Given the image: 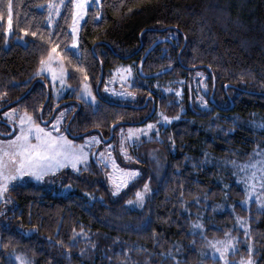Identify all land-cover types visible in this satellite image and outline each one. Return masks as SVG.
<instances>
[{"label": "trees", "instance_id": "1", "mask_svg": "<svg viewBox=\"0 0 264 264\" xmlns=\"http://www.w3.org/2000/svg\"><path fill=\"white\" fill-rule=\"evenodd\" d=\"M54 1L0 0V108L21 98L6 108L15 106L40 123L48 96L43 118L47 109L51 115L63 101L72 102L75 105L64 126L76 109L72 122L77 132L98 129L107 137L114 123L139 120L142 112L102 99L96 105L88 103L78 95L82 84L89 81L96 92L103 67L101 92L119 63L135 62L138 71L145 52L157 40L167 39L143 63V73L154 76L144 78L138 71L147 84H137L132 90L138 103L153 93L158 110L173 117L181 106L173 93H162L154 83L184 80L185 111L161 133V140L145 142L160 146L166 162L163 177L152 179L153 191L143 209L126 205L139 184L113 199L106 185L92 183L89 187L100 198L90 202L81 192L57 195L32 182L14 183L9 189L12 204L0 215V264H17L9 256L14 249L28 253L33 264H222L218 258H203L200 251L208 239L236 232L235 213L248 219L246 241L255 247L256 264H264V208L255 202L244 207L240 201L245 193L233 180L228 193L234 211L208 209L204 235L192 232L201 210L197 199L206 196L217 202L226 193L217 169L202 162L205 150L218 157L247 160L257 146H264V128L250 123L253 116L264 117V0H100L88 10L78 53L69 48L74 3L64 0L60 15L51 22L49 6ZM9 15L13 27L8 37ZM141 45L131 58L120 57ZM53 47L74 87L73 93L60 100L53 96L49 81L38 74ZM197 72L204 74L207 109L197 102ZM214 84L216 105L210 99ZM225 105V109L220 107ZM87 171L66 172L64 184L83 181L81 175ZM28 227L36 231L25 236L21 229ZM82 232L92 234L91 241L81 239ZM238 234L243 237L244 232ZM243 242L235 258L249 257ZM176 245L181 250L178 258L169 254Z\"/></svg>", "mask_w": 264, "mask_h": 264}, {"label": "rangeland", "instance_id": "2", "mask_svg": "<svg viewBox=\"0 0 264 264\" xmlns=\"http://www.w3.org/2000/svg\"><path fill=\"white\" fill-rule=\"evenodd\" d=\"M93 4L99 5L100 0H89L87 14L89 8L93 6ZM61 5V0H55L54 3L50 5L55 6L49 7L51 22L57 17V15H55L57 9L60 13ZM87 14L82 20H79L75 24L73 22L72 24V28L75 27L76 33H72L73 41L69 48L77 53L79 52V45L78 47L72 46L77 39L79 41L80 31L83 23L87 19ZM6 33L9 37L12 33V29L9 31L7 27ZM170 35L174 36L175 33ZM18 41L26 43L24 39H19ZM53 56L57 58L50 59ZM49 66L51 71L47 70ZM38 74L44 76L49 81L52 94L56 100H60L73 93L74 87L70 85L67 80L68 71L58 51H56V53L51 52L49 57L43 61ZM201 75H203V77H201ZM145 83L147 84L138 74L135 62H121L112 69L104 87L101 89V95L102 98L106 100L127 105H136L140 101L138 95L133 92L132 88L137 84ZM154 84L158 89L162 90V93L174 94L176 103L181 106V112L176 116L169 117L165 112L159 110L154 121H148L142 124L120 125L114 130L113 139L111 141H107L110 135L105 137L103 134L96 131L86 134L80 141L73 139L71 134L77 132L75 121L71 122L69 120L67 123L69 132L66 130L67 125L64 126L68 112L74 108L75 104L72 102L68 103L63 101L59 105L54 118H52L48 124H42L41 122L37 123L31 115L20 111V109L15 106L0 111V149H3V151H0V156H4V163L8 165V169L12 171L13 175L17 173L13 170V166L8 161L5 153L12 151V147L7 142L15 140V137L19 135L21 119L25 120V128L29 126L28 120L31 118L34 124L40 125L48 130H52L53 124L59 121V131L67 136L68 140L73 141L77 146L85 143H90L92 145L90 148L85 149L89 153L87 166L82 163L78 168L73 169L68 165L58 170L50 171L39 178L31 174L33 170L26 169L23 176H20L14 181H10L7 191L0 197V215L12 204L9 189L16 182H32L57 195H69L74 192H81L90 202L94 201L97 197L96 192L89 187L92 183L98 182L106 185L113 199L121 197L132 186L139 184L134 195L126 201V205L131 209H143L146 207L150 194L153 191L152 179L159 181L163 177L164 172L162 168L166 162V155L160 146L147 144L145 142L152 139L161 140L162 125L164 123L169 125L173 121L178 120L185 111L183 105V100L185 98L184 80H172L164 83L155 82ZM85 85H88L87 89ZM194 86L197 89L195 92L197 93V102L199 106L203 109L209 108L206 97L203 95L207 92V89L205 87L204 74L201 72L196 73ZM78 95L81 99L93 105H96L100 100V97L94 91L89 81H85L82 84ZM48 111L47 109L45 117L43 118L44 120H49L51 118ZM250 123L255 127H260V125H264V117L258 115L253 116ZM149 124L153 125V128L150 130L148 129ZM129 129L132 130L131 133ZM54 134L56 133L54 132ZM92 138H95V141H93ZM32 142L35 143L36 141L33 139ZM170 148L172 149V147ZM101 153H103V156L100 155ZM261 161H264V146H257L247 160L218 157L211 151L205 150L202 162L217 169L219 173L218 181L226 190V193L223 199L217 202H211L206 196L197 199V203L201 206V210L196 213L197 218L193 222L192 232L204 235V220L208 209H211L212 212H223L225 210L234 211V202L231 200L228 193L233 181L236 182L245 193V198L240 201L244 207L249 208L250 205L255 202L259 209L264 208V164L260 163ZM93 164L96 165V168L92 167ZM253 165H255V167H253ZM16 168H18V165ZM81 169L88 170L85 174L81 175L83 181L75 179L74 182L64 184V180L66 179L64 174L66 172L71 171L79 175ZM129 172H138L139 175L129 179L127 175ZM5 174H7V172ZM83 183H86V185ZM146 185L147 191H145ZM117 186H121L119 193L115 192ZM141 192L144 193L142 201L137 195ZM97 198H100L99 195ZM129 201L132 203L129 204ZM4 205L6 206L3 207ZM186 210L189 211L187 207ZM235 217L236 223L233 229L235 228L236 232L234 233V230H232V232L227 233L224 238L208 239L206 246L200 251L203 258H218L221 260L222 264H248L249 261H251V264H256L255 258L253 257L255 247L252 243L246 241L249 230L248 219L236 213ZM240 230L244 232L243 237L238 234ZM21 231L25 236H30L36 229L28 227L21 229ZM78 236L86 241H91L92 239V234L89 232H82ZM242 240L244 241L243 245H246L250 255L246 257L244 254H241L242 256L239 258H235V254L241 250ZM90 246L88 247L93 249L95 244L93 243V245L91 244ZM169 254L178 258L181 254L180 246L176 245V248L171 250ZM9 256L12 260L17 262V264H33L31 257L25 251L14 249L10 251ZM232 256H234V258ZM199 264L203 263L200 262Z\"/></svg>", "mask_w": 264, "mask_h": 264}, {"label": "snow or ice", "instance_id": "3", "mask_svg": "<svg viewBox=\"0 0 264 264\" xmlns=\"http://www.w3.org/2000/svg\"><path fill=\"white\" fill-rule=\"evenodd\" d=\"M64 3V0H61V4ZM69 4L75 6V13L73 17L74 24L79 20H82L87 14V7L89 0H68ZM11 5H9V11H11ZM55 7V6H49ZM55 15L59 16V10L57 9ZM51 19V17L49 18ZM99 19V17L97 18ZM7 27L11 31L13 27L12 16L9 15L7 19ZM72 33H76L75 27L71 29ZM33 36L36 33H32ZM79 41L76 40L75 44L72 47H78ZM52 53H56V47L52 48ZM57 57L53 56L50 59H56ZM43 70V69H42ZM48 71H51L50 66L47 67ZM63 74V73H62ZM88 85H85L87 89ZM20 129L19 135L15 137V140H10L7 143L12 147V151L5 153L8 161L12 164L13 170L16 171V175L12 174V171L8 169V165L4 163V156H0V197L8 189V184L10 181L18 179L20 176H23L26 169H31L32 175L42 177L50 171L58 170L65 166L70 165L73 169L78 168L82 163L87 166L89 161V153L85 149L90 148L92 145L90 143H85L81 145H75L73 141L67 139L63 133L59 131V121L56 124H53L52 130L36 125L31 121V118L28 120V127L25 128V120H20ZM261 128H264V125H260ZM153 125L149 124L148 129H152ZM131 129L129 132L131 133ZM54 132L56 134H54ZM33 139L36 141L33 143ZM95 141V138H92ZM3 151V149H0ZM103 156V153L100 154ZM260 163L264 164V161ZM18 165V168L16 166ZM255 167V165H253ZM7 172V174H5ZM129 179H132L139 175L138 172H129ZM120 187L117 186L115 189L116 193L120 192ZM145 191H147V185L145 186ZM139 199L142 201L144 193L137 194ZM132 202L129 201V204ZM251 264V261L248 262Z\"/></svg>", "mask_w": 264, "mask_h": 264}, {"label": "water", "instance_id": "4", "mask_svg": "<svg viewBox=\"0 0 264 264\" xmlns=\"http://www.w3.org/2000/svg\"><path fill=\"white\" fill-rule=\"evenodd\" d=\"M163 30H164V29H163ZM166 40H167V39H160V40H157V41H156V42H155V43H154V44H153V45H152V46H151V47L145 52L144 56L142 57V59H141V61H140L139 66H138V71H139V73H140V75H141L142 77L147 78V77H153V76H154V74H153V75H147V74H144V73H143V70H142V66H143V63H144L146 57L149 55V53H150V52H151V51H152V50H153V49H154L159 43L164 42V41H166ZM142 46H143V45H141L140 48H139L138 50H136L135 52H133V53H131V54H128V55H125V56H120V57L123 58V59H129V58H131L133 55L137 54V53L140 51V49L142 48ZM102 80H103V67H102L101 78H100V80H99V82H98V85H97V87H96V93L98 94V96L100 97V99L105 100V101H107V102H109V103H111V104L118 105V106H125V107H127V106H133V107H136V108L144 107V105H143V106L127 105V104H122V103H118V102H114V101H110V100H106V99L102 98V95H101V92H100V86H101V84H102ZM41 81L43 82V79H41ZM215 88H216V85L214 84V89H213V92H212V94H211V96H210V99L212 100L213 103H214V93H215ZM227 88H228V85H226V87H225V90H226V91H227ZM20 99H21V98H19L18 100H16V101L13 102V103H17V102H19ZM48 100H49V96L47 97L46 103L48 102ZM13 103H10V104L4 106L3 108L0 109V111L3 110V109L6 108V107L12 105ZM46 103L43 105V107L41 108V111H40V118H41V123H42V124H48V123L51 121V119L54 118V116H55V114H56V112H57V110H58V108H59V106L55 107V109L53 110V113H52V115H51V118H50L49 120H44V119H43V111H44V109H45ZM80 106H81V104L78 103V108H80ZM154 110H155V107H153L152 112H154ZM75 114H76V112L73 113V115L71 116V119H70L71 122H72V120H73ZM147 119H148V117L145 118V119H143V120H141V121H139V122L122 121V122H116V123H114V124L111 126V129H110V136H109V138L107 139V141H111V140L113 139L114 130H115L118 126H120V125L142 124V123H144ZM166 125H167V124H165V126H166ZM66 130L69 132V126H68V125H67V127H66ZM96 130H97V131H96ZM93 131L100 132V133L102 134V132L99 131L98 129H92V130H90V131H88V132L81 133V134H79V135H77V136H75V137H81V136L83 137V136H85L86 134H88V133H90V132H93ZM71 136H72V134H71Z\"/></svg>", "mask_w": 264, "mask_h": 264}, {"label": "flooded vegetation", "instance_id": "5", "mask_svg": "<svg viewBox=\"0 0 264 264\" xmlns=\"http://www.w3.org/2000/svg\"><path fill=\"white\" fill-rule=\"evenodd\" d=\"M212 101V100H211ZM66 102V101H65ZM213 103V102H212ZM213 104H215L216 105V102H215V100H214V103ZM60 105V104H59ZM58 105V106H59ZM144 105V107H140L139 109L141 110V112H142V117L139 119V120H136V121H131V122H139V121H141V120H143V119H145V118H147L148 117V119L144 122V123H146V122H148V121H154V119L157 117V114H158V106H157V100H156V98H155V95L153 94V93H149V94H147L146 96H145V98H144V100H143V102H141V103H137L135 106H143ZM217 106H219L218 104H217ZM46 107V106H45ZM57 107V106H56ZM153 107H155V110H154V112H152V110H153ZM221 108H223V109H225V108H227L226 106H220ZM136 108V107H135ZM55 109V108H54ZM53 109V110H54ZM75 112H77V110L75 109L74 110V112L73 113H75ZM43 113H44V111H43ZM52 113H53V111H52ZM52 113H51V115H52ZM73 115V114H72ZM71 119V118H70ZM165 124H167V123H164L163 125H162V127L164 128V129H161V133H164L165 132V130L168 128V125H166L165 126ZM67 125V124H66ZM79 134H81V133H79V132H76V133H74V134H72V138L73 139H78V138H80V137H75V136H77V135H79Z\"/></svg>", "mask_w": 264, "mask_h": 264}, {"label": "crops", "instance_id": "6", "mask_svg": "<svg viewBox=\"0 0 264 264\" xmlns=\"http://www.w3.org/2000/svg\"><path fill=\"white\" fill-rule=\"evenodd\" d=\"M54 96V95H53Z\"/></svg>", "mask_w": 264, "mask_h": 264}]
</instances>
